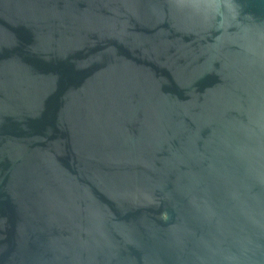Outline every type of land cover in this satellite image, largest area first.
Here are the masks:
<instances>
[{"label":"water","instance_id":"1","mask_svg":"<svg viewBox=\"0 0 264 264\" xmlns=\"http://www.w3.org/2000/svg\"><path fill=\"white\" fill-rule=\"evenodd\" d=\"M0 264H264V0H0Z\"/></svg>","mask_w":264,"mask_h":264}]
</instances>
